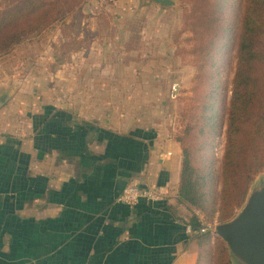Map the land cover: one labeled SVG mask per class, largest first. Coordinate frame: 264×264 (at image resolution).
Listing matches in <instances>:
<instances>
[{"label": "crops", "instance_id": "1", "mask_svg": "<svg viewBox=\"0 0 264 264\" xmlns=\"http://www.w3.org/2000/svg\"><path fill=\"white\" fill-rule=\"evenodd\" d=\"M32 98H0V264H195L173 135L112 106ZM128 184L166 200L126 207Z\"/></svg>", "mask_w": 264, "mask_h": 264}, {"label": "trees", "instance_id": "2", "mask_svg": "<svg viewBox=\"0 0 264 264\" xmlns=\"http://www.w3.org/2000/svg\"><path fill=\"white\" fill-rule=\"evenodd\" d=\"M82 0H0V56L79 9ZM187 8L181 32H189V54L199 93L173 135L181 151L177 204L198 229L216 215L230 221L254 179L264 172V0H180ZM235 49V72L225 102L222 59ZM225 125L224 150L215 170V148ZM219 187V191H217ZM206 231L194 236L195 264H232L222 240Z\"/></svg>", "mask_w": 264, "mask_h": 264}, {"label": "rangeland", "instance_id": "3", "mask_svg": "<svg viewBox=\"0 0 264 264\" xmlns=\"http://www.w3.org/2000/svg\"><path fill=\"white\" fill-rule=\"evenodd\" d=\"M170 1L172 5L164 7L150 0H82L63 23L0 56V98L15 89L26 102L32 97L64 102L79 112L82 106L102 108V112L112 106L132 122L145 120L178 135L186 123L182 115L199 93L192 90L196 68L187 41L191 35L181 32L187 7L180 0ZM239 2L242 10L243 2ZM235 64L234 49L222 59L225 102ZM174 84L176 93L171 94ZM224 131L223 124L215 148V170L224 150ZM262 183L264 172L254 179L249 192ZM208 224L218 225L216 215ZM210 233L216 237L214 229Z\"/></svg>", "mask_w": 264, "mask_h": 264}, {"label": "water", "instance_id": "4", "mask_svg": "<svg viewBox=\"0 0 264 264\" xmlns=\"http://www.w3.org/2000/svg\"><path fill=\"white\" fill-rule=\"evenodd\" d=\"M170 7V0H150ZM214 234L222 240L230 259L238 264H264V183L252 189L238 213L218 224Z\"/></svg>", "mask_w": 264, "mask_h": 264}, {"label": "built area", "instance_id": "5", "mask_svg": "<svg viewBox=\"0 0 264 264\" xmlns=\"http://www.w3.org/2000/svg\"><path fill=\"white\" fill-rule=\"evenodd\" d=\"M171 94L176 93V85L171 86ZM165 194L154 187H140L136 184L126 185L120 195L117 198V202L133 208L138 205L140 202L148 203H164L166 198ZM214 229V226L208 223H202L198 229H192L189 225L186 226L185 231L187 234H203L206 231L211 232Z\"/></svg>", "mask_w": 264, "mask_h": 264}]
</instances>
